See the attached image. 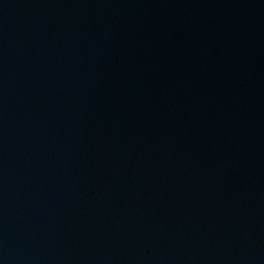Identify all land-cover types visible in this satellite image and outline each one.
<instances>
[{"label": "water", "instance_id": "95a60500", "mask_svg": "<svg viewBox=\"0 0 264 264\" xmlns=\"http://www.w3.org/2000/svg\"><path fill=\"white\" fill-rule=\"evenodd\" d=\"M0 264H264V0H0Z\"/></svg>", "mask_w": 264, "mask_h": 264}]
</instances>
